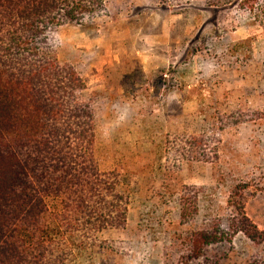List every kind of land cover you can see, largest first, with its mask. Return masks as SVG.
Listing matches in <instances>:
<instances>
[{"label":"rangeland","instance_id":"obj_1","mask_svg":"<svg viewBox=\"0 0 264 264\" xmlns=\"http://www.w3.org/2000/svg\"><path fill=\"white\" fill-rule=\"evenodd\" d=\"M258 1L107 0L95 27L58 31L59 59L95 110L100 170L137 181L127 226L102 232L104 248L74 264H181L202 231L229 233L209 251L218 264H264ZM116 105L129 109L123 123ZM252 227L255 242L241 231Z\"/></svg>","mask_w":264,"mask_h":264},{"label":"trees","instance_id":"obj_2","mask_svg":"<svg viewBox=\"0 0 264 264\" xmlns=\"http://www.w3.org/2000/svg\"><path fill=\"white\" fill-rule=\"evenodd\" d=\"M256 14L264 20V0ZM106 16L107 0H0V264H74L104 248L102 232L127 226L137 181L100 170L86 82L59 59L56 40L64 26ZM226 234H194L181 264H218L209 251Z\"/></svg>","mask_w":264,"mask_h":264},{"label":"clouds","instance_id":"obj_3","mask_svg":"<svg viewBox=\"0 0 264 264\" xmlns=\"http://www.w3.org/2000/svg\"><path fill=\"white\" fill-rule=\"evenodd\" d=\"M116 110V120L118 123L125 122L129 117V109L124 106L121 107L119 105L114 106Z\"/></svg>","mask_w":264,"mask_h":264}]
</instances>
